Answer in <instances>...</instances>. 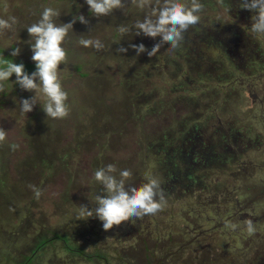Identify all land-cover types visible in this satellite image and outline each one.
Returning a JSON list of instances; mask_svg holds the SVG:
<instances>
[{"label":"rangeland","instance_id":"374dc122","mask_svg":"<svg viewBox=\"0 0 264 264\" xmlns=\"http://www.w3.org/2000/svg\"><path fill=\"white\" fill-rule=\"evenodd\" d=\"M203 3L176 49L164 40L149 55L131 44L148 47L158 34L120 32L146 12L133 0L105 16L84 0H0V18L18 20L0 33V55L27 72L35 63L23 27L44 7L59 11L57 23L72 21L57 69L65 117H47L42 95L14 73L0 87V264H264V37L250 31L254 11L241 0ZM224 36L236 46L227 56ZM109 162L127 166L133 183L158 179L161 208L107 228L95 214L78 218L102 190L94 170Z\"/></svg>","mask_w":264,"mask_h":264},{"label":"clouds","instance_id":"9594fccd","mask_svg":"<svg viewBox=\"0 0 264 264\" xmlns=\"http://www.w3.org/2000/svg\"><path fill=\"white\" fill-rule=\"evenodd\" d=\"M88 10L94 16H105L113 9L121 8L123 0H84ZM223 2V0H221ZM138 9L144 10L142 17L136 19L132 27L127 25L120 27L122 34L133 30L137 35H156L148 47L143 43L131 44L137 53L143 51L145 54H152L161 41H168V49H176L183 40V35L191 25L197 24L201 19V12L204 8L203 0H133ZM241 7L254 11L251 17L250 31L260 37H264V0H241ZM228 13V7L225 9ZM59 11L53 7H44L39 18L30 24L25 25L29 34V48L31 60L35 63L32 72L25 70L23 62H13L10 58L0 57V87L3 82L9 81V77L15 74V83L23 90H34L42 95L43 103L40 104L47 117L58 119L68 114L66 104L67 92L61 85L58 76V65L66 59V49L63 42L70 28L72 21L57 23L56 18ZM77 20V19H75ZM78 20L87 24L85 16L80 14ZM15 16L0 18V33L12 30L17 25ZM79 44L96 49L104 47L99 38H80ZM19 45L11 48L10 56L19 54ZM120 52L126 51L121 47ZM37 96L32 95L20 99V112L25 114L32 110L37 103ZM4 134L0 131V140ZM11 144L10 148H15ZM130 176L127 166L117 167L114 163H106L97 167L93 172V180L102 186L99 193L92 197L93 207L79 205L78 218H87L95 214L103 228L120 221L126 217H142L156 213L164 202L163 191L160 188L158 179L148 175L144 181L133 183L126 179ZM40 189L34 188L36 198L40 196ZM249 231L252 230L251 222L248 224Z\"/></svg>","mask_w":264,"mask_h":264},{"label":"trees","instance_id":"16d2710c","mask_svg":"<svg viewBox=\"0 0 264 264\" xmlns=\"http://www.w3.org/2000/svg\"><path fill=\"white\" fill-rule=\"evenodd\" d=\"M230 37H225L224 36V40L225 41H227V45L226 46H224V48L222 47V49H223V53L225 54V56H227V51L229 50L228 48H230V51H232V49L234 48V47H236L235 46V43L233 42V40L232 39H229ZM232 38V37H231ZM0 53H1V50H0ZM0 57H2V58H9L10 59V57L9 56H5V55H0ZM13 62H16V63H19V61H13ZM24 64V63H23ZM25 65V70L27 71L30 67H31V65L30 64H24ZM183 83V82H182ZM45 241V240H44ZM43 243V241H40V243L39 242H36L35 243V249H37L41 244ZM20 263V262H19Z\"/></svg>","mask_w":264,"mask_h":264},{"label":"flooded vegetation","instance_id":"af4514ba","mask_svg":"<svg viewBox=\"0 0 264 264\" xmlns=\"http://www.w3.org/2000/svg\"><path fill=\"white\" fill-rule=\"evenodd\" d=\"M246 214H248V215H245L244 214V216L245 217H247V218H249L250 216H251V214H249V213H246ZM250 215V216H249ZM30 258V257H29ZM151 258V256L148 254V256L146 257V260H148V259H150ZM32 258H30V259H28V258H24V260L22 261V262H20V264H30V260H31ZM157 259H155V260H153V261H151V264H156L157 262ZM19 264V263H18Z\"/></svg>","mask_w":264,"mask_h":264}]
</instances>
